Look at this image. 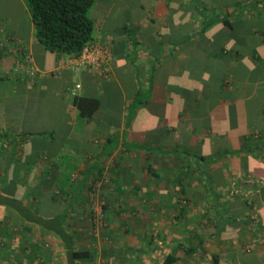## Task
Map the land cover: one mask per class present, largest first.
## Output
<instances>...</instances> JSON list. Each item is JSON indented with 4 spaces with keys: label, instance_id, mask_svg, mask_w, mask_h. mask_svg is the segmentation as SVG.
<instances>
[{
    "label": "crops",
    "instance_id": "crops-1",
    "mask_svg": "<svg viewBox=\"0 0 264 264\" xmlns=\"http://www.w3.org/2000/svg\"><path fill=\"white\" fill-rule=\"evenodd\" d=\"M12 1L22 21L0 19V132L15 138L0 189L65 215L91 252L79 264H264V0H95L106 78L54 72L61 57ZM74 97L98 107L80 115ZM54 228L0 206V264H66Z\"/></svg>",
    "mask_w": 264,
    "mask_h": 264
},
{
    "label": "trees",
    "instance_id": "trees-1",
    "mask_svg": "<svg viewBox=\"0 0 264 264\" xmlns=\"http://www.w3.org/2000/svg\"><path fill=\"white\" fill-rule=\"evenodd\" d=\"M23 1L34 27L35 42L43 51L57 54L61 58H72L78 56L87 44L94 42L95 27L89 17V11L95 0ZM73 101L80 115L91 114L98 107L96 99L74 97ZM17 137H22V135ZM13 138L15 137L6 132H0V159L5 158L3 145ZM7 179L12 181L13 177L9 174ZM0 206L17 211L23 219L30 223L42 226H47L48 223L54 224L53 232L59 236L65 247L66 264H79L91 258L89 250H78L72 245V236L63 227L65 215H57L52 220L44 219L37 212L26 207L18 197L8 196L1 189ZM212 264H219L217 257L212 258Z\"/></svg>",
    "mask_w": 264,
    "mask_h": 264
},
{
    "label": "built area",
    "instance_id": "built-area-1",
    "mask_svg": "<svg viewBox=\"0 0 264 264\" xmlns=\"http://www.w3.org/2000/svg\"><path fill=\"white\" fill-rule=\"evenodd\" d=\"M110 58L111 52L107 44L92 42L87 44L78 56L61 58L56 65L54 72H77L79 70L94 69L99 77L106 78L109 72L108 64ZM17 70H24L25 75L29 79H34L44 74L43 70L34 66H24L20 63L17 64ZM76 88H79V85H76ZM90 219L95 229H102L106 226L104 212L98 204L93 205Z\"/></svg>",
    "mask_w": 264,
    "mask_h": 264
},
{
    "label": "rangeland",
    "instance_id": "rangeland-1",
    "mask_svg": "<svg viewBox=\"0 0 264 264\" xmlns=\"http://www.w3.org/2000/svg\"><path fill=\"white\" fill-rule=\"evenodd\" d=\"M22 15L19 12V8H15L12 0H0V19L3 26L11 27L17 21H22ZM245 251L250 250V246L248 245Z\"/></svg>",
    "mask_w": 264,
    "mask_h": 264
}]
</instances>
